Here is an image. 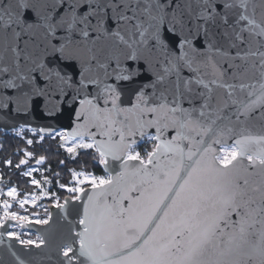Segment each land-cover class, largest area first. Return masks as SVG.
<instances>
[{"label": "snow or ice", "instance_id": "1", "mask_svg": "<svg viewBox=\"0 0 264 264\" xmlns=\"http://www.w3.org/2000/svg\"><path fill=\"white\" fill-rule=\"evenodd\" d=\"M201 67L212 69V79L205 81L208 73ZM184 68L197 75L184 78ZM141 77L147 79L134 90V102L122 107L118 82ZM193 83L207 91L196 92ZM209 84L224 89L227 99L216 97V107L206 113L214 91ZM90 85L100 91L91 99L85 91L78 117L91 118L98 127L119 123L130 136L143 137L154 126L159 143L146 160L132 153L135 140L126 143L122 130L119 141L105 132L107 142L75 146H95L102 163L108 156L125 162L115 176L92 179L94 191L79 221L83 231L70 235L62 249L67 264H264V136L243 137L223 156L207 158L215 152L211 145L187 152L182 146L192 133L213 132L221 117L207 125L201 118L229 103L246 116L264 109V0H0V108L15 103L17 111L28 110L34 98L66 97V89L74 101ZM238 93L255 99L245 102ZM101 96L111 107L99 106ZM185 100L191 108L182 107ZM170 126L177 128L176 136L161 139ZM253 143L261 147L249 154ZM238 157L258 164L259 180L247 178ZM127 161L139 166L129 168ZM4 208L0 225L28 219L8 212L7 202ZM7 235L19 239L18 233Z\"/></svg>", "mask_w": 264, "mask_h": 264}, {"label": "water", "instance_id": "2", "mask_svg": "<svg viewBox=\"0 0 264 264\" xmlns=\"http://www.w3.org/2000/svg\"><path fill=\"white\" fill-rule=\"evenodd\" d=\"M257 20L260 19V9H257L256 13ZM235 51L233 50V55ZM218 59V58H217ZM202 72H207L204 75L205 81L212 79L211 68L205 69L201 67ZM197 73L193 72L188 68H184L182 76L184 78L195 77ZM6 78V77H5ZM147 78L141 77L134 82L121 81L118 82V86L123 90L120 97V105L122 107L130 106L134 102V90L139 84L145 82ZM232 82V81H230ZM108 83H116L114 80H109ZM193 89L196 92H206L207 90L203 85H196L193 83ZM210 88H213L212 93L213 100L210 103L209 109H204L207 113L211 108L216 107V97H222L227 99V93L224 89H221L215 85L209 84ZM85 91L91 93L88 96L91 99L96 96L97 92L100 91L95 85H90L87 90L81 89V95L77 96L73 101L71 90L66 89L69 95L61 96L59 93L53 95L50 100L46 101L45 98H34L33 103L29 106L28 110H16L15 103H10L7 108H0V131L10 132L20 127H28L31 130L40 133L43 136H50L54 132L64 131L68 138H85L92 142L94 145H98L101 142H107L109 135L113 142L119 141L121 130L124 132L125 142L131 143L135 140V144L141 143L148 135L156 136V128L149 127L145 130V135L141 137L139 133L134 136H130L128 129L122 128L117 123L111 127H98L96 121L91 118H85L84 115L77 116V113L81 111L80 100L85 99ZM151 92L150 89L147 90ZM6 95L14 96L16 94L15 89H3ZM238 98L247 102L248 99H255V97H247L246 93H238ZM106 97L101 96L98 100L101 108L111 107V102L108 105L104 104ZM171 99V98H170ZM203 103V98L195 101L197 108ZM183 108H191L187 100L182 103ZM219 115L221 119L216 120V123L212 125L213 132L207 136L201 137L192 133V141H182V146L185 152L190 148L195 151L197 147L204 148L211 145L214 153L206 154V158L212 155H221L222 148L225 146L235 145L237 140L243 137H259L264 136V109L257 107L256 110L249 114L243 115L239 111V105L229 103V106L222 112L213 113L209 117H202L204 124L207 125L210 119H215ZM148 118H151L149 116ZM108 132L109 135L104 133ZM177 128L169 127L162 132L161 139L172 140L176 136ZM203 140V144L195 143ZM218 141V142H217ZM159 141H156V144ZM261 146L257 144L250 145V153H256ZM100 155V154H99ZM106 163H102L104 171L109 176H115L120 170L121 165L125 162V158L121 157L118 160H114L111 156L103 158ZM167 159L166 155L160 157V161L163 163ZM239 169H246L245 175L250 181L259 180V176L255 173L260 172L258 164L256 166H250V161L246 157H238ZM129 168H136L139 166L138 161H127ZM236 164V161H233ZM151 168V166H149ZM220 167H223L222 165ZM231 167V166H229ZM147 187V185H145ZM83 192H79L76 196L79 199H73L71 195L65 197L60 203H52L49 205V217L48 223L42 224L37 223L35 220H5L3 225H0V264H67L68 258L62 255V249L66 243L67 238L76 233L83 231L84 225H81L79 221L83 219L84 207L88 203V196L93 194V187L87 186L83 188ZM135 196L138 193H131ZM68 203H65V201ZM109 203L112 201V197H108ZM129 201L124 200V205L127 206ZM59 205V207H58ZM237 219L235 215L232 217ZM13 226H20L23 230L36 233L43 244L24 245L19 242L16 237H10L7 235L11 231ZM78 254V241L73 249ZM71 255V254H70ZM83 259V258H82Z\"/></svg>", "mask_w": 264, "mask_h": 264}, {"label": "trees", "instance_id": "3", "mask_svg": "<svg viewBox=\"0 0 264 264\" xmlns=\"http://www.w3.org/2000/svg\"><path fill=\"white\" fill-rule=\"evenodd\" d=\"M29 140L32 144L28 143ZM65 140L59 134L43 136L29 128L22 134L0 131V185L19 191L20 197L26 193L35 194L46 206L48 214L50 204L60 203L68 195H77L70 191L71 188L83 189L92 186L93 178L98 182L101 177H109L102 167V158L95 146L88 149L74 147V151L70 153L64 146ZM155 145V140L153 146L145 140L140 144L142 151L144 148L152 151ZM29 152L32 153L31 156L27 155ZM42 156L44 160L38 163ZM21 160L26 163L20 164ZM7 161H11V164ZM29 167L38 169V184H33L30 177L24 175ZM35 211L36 209H31L33 217Z\"/></svg>", "mask_w": 264, "mask_h": 264}, {"label": "rangeland", "instance_id": "4", "mask_svg": "<svg viewBox=\"0 0 264 264\" xmlns=\"http://www.w3.org/2000/svg\"><path fill=\"white\" fill-rule=\"evenodd\" d=\"M27 129H28V127H20L18 129H16L15 132L22 134ZM53 134H55V135L59 134L62 137L66 138V140L64 142V146L67 149L68 148H74L77 144L90 143L91 142L90 140L85 139V138H68L66 136L65 132L62 130L54 132ZM150 137H151V139H150ZM153 140H155L153 135H149V136L145 137V142H148L151 146H153ZM140 144L141 143L131 147V151L133 154H135L136 152H139L140 155L142 156V155H145L148 152H150V151H146L145 148L142 151ZM233 146L234 145L223 147L222 153L220 156H223L225 154V152L230 151ZM36 172H38V169L35 167H29L25 171V173H30V175H27V176L30 177L31 182L33 180H36L39 182V179L37 177ZM11 189H14V188H12V187L4 188L2 185H0V200L5 199L7 201V203L9 204V208L7 209L8 212L16 213L18 216L27 217L28 221L29 220L39 221V220H47L48 219L49 213L48 214L46 213V206L44 205V203H42L41 201H39L36 198L35 194L26 193V194H24L23 197H20L19 191L16 190L15 194L13 196H9L8 193ZM78 193L79 192H77V194ZM33 200H34V202H33ZM20 201H24L23 205H21ZM32 208L36 209V211L34 212V214H35L34 217L31 215V209ZM4 212H5V208L3 205L0 207V217L4 216ZM10 232L18 233L19 234V241L20 240H33V241H36L35 244H39L41 241V238L36 233L23 230L20 226H13Z\"/></svg>", "mask_w": 264, "mask_h": 264}, {"label": "built area", "instance_id": "5", "mask_svg": "<svg viewBox=\"0 0 264 264\" xmlns=\"http://www.w3.org/2000/svg\"><path fill=\"white\" fill-rule=\"evenodd\" d=\"M13 131L15 132L16 130H13ZM148 136H149V135H148ZM144 140H145V139H144ZM144 140H143V141H144ZM143 141H142V142H143ZM155 141H156V140H155ZM142 142H141V143H142ZM141 157H142L143 159L146 160V159H147V154L142 155ZM4 202H6V200H4V199H3V200H2V199L0 200V207L4 205ZM0 218H3V217H0Z\"/></svg>", "mask_w": 264, "mask_h": 264}]
</instances>
